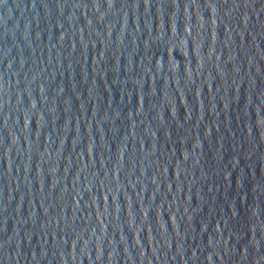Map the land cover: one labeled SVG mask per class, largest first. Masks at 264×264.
I'll return each mask as SVG.
<instances>
[{"label":"water","instance_id":"water-1","mask_svg":"<svg viewBox=\"0 0 264 264\" xmlns=\"http://www.w3.org/2000/svg\"><path fill=\"white\" fill-rule=\"evenodd\" d=\"M0 264H264V0H0Z\"/></svg>","mask_w":264,"mask_h":264}]
</instances>
